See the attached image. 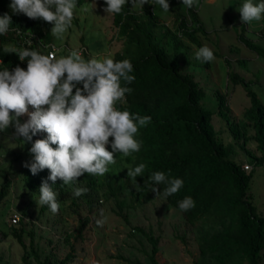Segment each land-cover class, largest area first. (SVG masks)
<instances>
[{
    "label": "trees",
    "instance_id": "trees-1",
    "mask_svg": "<svg viewBox=\"0 0 264 264\" xmlns=\"http://www.w3.org/2000/svg\"><path fill=\"white\" fill-rule=\"evenodd\" d=\"M10 1L0 0V16L7 13L12 18L7 33L0 35V70H14L17 66L26 70L27 59L21 61L17 54L6 53L5 49H36L42 54H48V44L53 39L50 28L54 22L29 18L26 14H15L8 7ZM84 1L86 0H76V3L79 5ZM96 1L107 7L106 0ZM112 16L119 35L124 37L122 49L115 51L112 58L130 60L134 66L131 74L136 77L135 81L128 85L133 92L126 94V103L122 107L130 113L151 117V122L140 128L136 137L142 141V147L139 152L129 157L117 154L116 163L111 165V170L102 177L87 173L79 177L76 186L88 189L87 193L80 197L73 196L72 189L64 187L59 178L54 184L49 181V184L63 196L62 202L69 198L70 209L82 214L79 217L82 228L93 219L91 213L95 207L100 206V197L102 200L113 197L116 204L114 211L122 215L124 203L130 206L134 199L140 201L152 192L143 187L152 172L163 171L171 177L182 178L183 188L168 197L167 203L179 209L177 202L191 196L196 206L186 212L179 210L186 221L193 225L207 223L199 241V254L193 264H260L264 250V216L257 212L256 206L248 196L251 172L244 169L242 159L236 158L240 157L236 146L245 154L251 155L254 162H264V103L255 90L246 87L250 104L244 111V117L239 120L232 118L226 95L218 89L214 92V108L202 104L203 87L193 73L183 69L179 59V55L185 56L190 48L181 35L195 43L196 50L205 46L196 33L200 31L206 34V28L195 7L187 8L186 15L178 12L175 27L162 20L155 5L145 4L144 10L141 11L133 9L131 0H128L122 13H112ZM16 28L35 32L34 41L30 44L22 43V37L16 32ZM238 36L246 46L264 57V46L245 36L243 31H240ZM84 52L86 60L91 59L86 50ZM55 55L60 57L57 47ZM238 60L243 64L246 62L245 59ZM203 64L209 66L210 62ZM228 76L234 83L245 84L244 77L235 71H228ZM213 113H217L226 123L233 138L231 142L225 143L219 137L211 121ZM249 123L254 131L252 138L261 154L245 148ZM47 136L48 134H40L41 139H46ZM112 139L114 138L110 137V141ZM32 144L33 142H30L27 147L31 148ZM108 147L111 150L110 144ZM122 160L132 168L141 163L146 165L143 177H137V182L143 187L142 191L136 190L127 176V170L116 169L115 165ZM23 175L26 184L37 191L42 181L50 175V170L44 169L33 175L29 167H24ZM11 184L10 178L5 176L0 184V202L9 193ZM159 187L162 192L164 186ZM20 215L19 226L9 220L8 231L3 234H11L19 244L26 247L23 238V214ZM136 228L143 231L151 241L150 258L156 263L158 237L150 230L139 226ZM30 244L36 264H68L72 259L70 252L62 258L41 259L32 237ZM22 259L26 264H33L26 259V254Z\"/></svg>",
    "mask_w": 264,
    "mask_h": 264
},
{
    "label": "rangeland",
    "instance_id": "rangeland-1",
    "mask_svg": "<svg viewBox=\"0 0 264 264\" xmlns=\"http://www.w3.org/2000/svg\"><path fill=\"white\" fill-rule=\"evenodd\" d=\"M11 2L8 3L9 8ZM244 2L200 0L195 9L206 28V34L200 31L196 33L206 46L215 51V59L209 66L197 60L194 55L196 45L185 35L181 37L190 48L185 56L179 55L183 69L193 73L203 87L202 104L214 108V92L218 89L226 95L234 120L244 117V111L250 104L246 87L255 90L264 103V57L246 46L238 36L243 31L245 36L264 46V19L244 24L237 10ZM253 2L259 3L261 0ZM169 4L168 12H163L158 5L155 8L165 23L175 27L176 14L179 12L186 15L187 7L183 6L182 0H169ZM78 7L80 11L77 13L74 10L72 26L63 38L58 40L53 36L52 44L57 47L58 56H67L70 51L77 50L86 60V50L91 58L114 57L115 51L122 49L124 37L119 35L112 13H107L105 7L96 0H86ZM238 59H245L246 62L243 64ZM228 71H235L244 77L245 84L234 83ZM34 110L29 106V111ZM29 118L25 114L20 119L23 123ZM211 121L219 137L225 143L231 142L233 138L228 127L217 113H213ZM253 132L249 123L245 148L261 154L252 138ZM40 134L47 135L42 131L33 136L31 142L41 139ZM28 145L30 142L23 143L15 138L14 126L0 131V184L5 176L12 182L9 193L0 202V264H26L22 259L25 254L27 260L36 264V258L31 252V237L41 259L62 258L70 252L72 259L68 264H193L199 254V241L207 223L196 226L187 222L179 209L169 205L163 196L157 197L153 191L140 201L134 199L130 206L124 203L121 209L124 215L114 211L116 204L113 197L103 200L100 197V206L95 207L91 213L93 219L82 228L79 221L82 214L70 209L69 198L62 202L63 196L59 195L60 210L57 214H53L46 205L38 206L35 199H39V189H31L23 175L25 163L30 164L34 160ZM236 149L240 156L236 158L243 160V166L247 163L248 167L244 169L251 172L248 196L257 212L264 216V162L256 163L240 147L236 146ZM115 166L117 170L127 171L130 167L124 160ZM101 210L104 218L102 226L96 223L97 219L102 218ZM13 212L23 214L26 247L19 244L11 234H3L8 231L7 222L11 221L10 215ZM18 221L14 222L15 226H19ZM137 226L150 230L158 237L156 263L150 258L151 241ZM260 264H264V250Z\"/></svg>",
    "mask_w": 264,
    "mask_h": 264
},
{
    "label": "clouds",
    "instance_id": "clouds-1",
    "mask_svg": "<svg viewBox=\"0 0 264 264\" xmlns=\"http://www.w3.org/2000/svg\"><path fill=\"white\" fill-rule=\"evenodd\" d=\"M127 3L128 0H106L105 11L120 14ZM131 3L133 9L141 11L145 4L158 5L163 12L170 11L169 0H131ZM199 3L200 0H182L183 6L189 9L198 7ZM10 8L15 14L54 22L51 34L58 40L72 26L74 10L80 11L76 0H12ZM237 10L244 24L258 22L264 19V0L259 3L245 0ZM11 24L9 14L0 16V35L6 34ZM5 52L15 53L21 61L27 59L28 63L26 70L20 66L14 70H0V131L14 126L15 138L23 143L31 142L33 136L42 131L48 134L46 139H38L32 144L29 151L34 154V160L30 164L26 162L25 167H29L33 175L44 169L50 170V175L39 188V199L35 200L38 206L46 205L57 214L60 210L59 192L49 181L54 184L59 178L64 187L72 189L73 196L84 195L88 189L76 186L78 178L85 173L102 177L116 163L117 154L129 157L139 152L142 141L136 137L139 129L151 122V117L130 113L122 107L126 103V94L133 92L128 85L136 79L131 74L134 66L128 59L93 56L85 60L77 50L59 58L36 49L6 48ZM194 55L203 63L215 59L214 51L206 45ZM29 106L35 110L29 111ZM25 114L30 118L22 123L20 118ZM110 137L114 139L110 141ZM145 169L143 163L128 168L127 176L137 191L146 187L157 197L167 199L184 186L182 178L155 171L142 187L137 177H143ZM160 185L164 186L162 192ZM177 203L184 212L196 206L191 196ZM101 217L96 220L100 226L104 223L103 210Z\"/></svg>",
    "mask_w": 264,
    "mask_h": 264
},
{
    "label": "built area",
    "instance_id": "built-area-1",
    "mask_svg": "<svg viewBox=\"0 0 264 264\" xmlns=\"http://www.w3.org/2000/svg\"><path fill=\"white\" fill-rule=\"evenodd\" d=\"M16 32L22 37V43L30 44L34 41V38L36 37V33L31 30L23 31L20 28L15 29ZM48 47V54L55 55V49L56 47L50 42ZM244 167H248V164L245 163ZM20 213L13 212L10 215V219L12 222H17L19 220Z\"/></svg>",
    "mask_w": 264,
    "mask_h": 264
}]
</instances>
